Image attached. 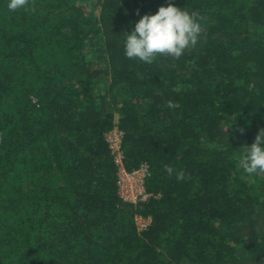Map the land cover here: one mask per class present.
<instances>
[{"label":"trees","instance_id":"1","mask_svg":"<svg viewBox=\"0 0 264 264\" xmlns=\"http://www.w3.org/2000/svg\"><path fill=\"white\" fill-rule=\"evenodd\" d=\"M168 3L203 18L197 45L127 58L135 22ZM7 4L0 264H264V173L241 166L264 128V0ZM115 127L124 168L148 165L143 201L119 195Z\"/></svg>","mask_w":264,"mask_h":264},{"label":"clouds","instance_id":"2","mask_svg":"<svg viewBox=\"0 0 264 264\" xmlns=\"http://www.w3.org/2000/svg\"><path fill=\"white\" fill-rule=\"evenodd\" d=\"M27 3L28 0H8L7 7L16 11L24 9ZM202 19L173 3L161 5L155 13L141 15L135 22L124 40V54L149 64L157 55L179 59L186 49L197 45ZM241 166L249 175L264 173V128L258 129L254 141L246 145ZM165 171L172 175L174 169L166 165ZM175 174L178 181L184 179L183 171Z\"/></svg>","mask_w":264,"mask_h":264},{"label":"built area","instance_id":"3","mask_svg":"<svg viewBox=\"0 0 264 264\" xmlns=\"http://www.w3.org/2000/svg\"><path fill=\"white\" fill-rule=\"evenodd\" d=\"M121 136L122 131L117 127L111 129L106 134V140L109 143V147L114 156V161L117 165V187L119 195L126 201H143L150 196V193L145 190L144 186L145 179L149 176L148 165L142 163L133 171H127L124 168L123 155L120 149ZM139 218L143 223L139 224L138 227L139 229H142L147 225L148 219L142 217Z\"/></svg>","mask_w":264,"mask_h":264},{"label":"rangeland","instance_id":"4","mask_svg":"<svg viewBox=\"0 0 264 264\" xmlns=\"http://www.w3.org/2000/svg\"><path fill=\"white\" fill-rule=\"evenodd\" d=\"M140 218L139 217H137L136 218V220H137V225L139 226V224H142L143 223V221L142 220H139Z\"/></svg>","mask_w":264,"mask_h":264}]
</instances>
